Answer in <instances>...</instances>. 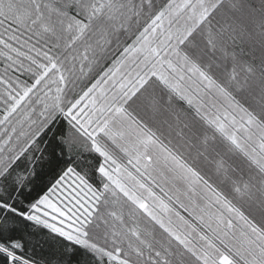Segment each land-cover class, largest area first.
<instances>
[{
    "label": "snow or ice",
    "instance_id": "1",
    "mask_svg": "<svg viewBox=\"0 0 264 264\" xmlns=\"http://www.w3.org/2000/svg\"><path fill=\"white\" fill-rule=\"evenodd\" d=\"M0 264H264V0H0Z\"/></svg>",
    "mask_w": 264,
    "mask_h": 264
},
{
    "label": "rangeland",
    "instance_id": "2",
    "mask_svg": "<svg viewBox=\"0 0 264 264\" xmlns=\"http://www.w3.org/2000/svg\"><path fill=\"white\" fill-rule=\"evenodd\" d=\"M228 9H224V10H222V14L223 15H225V16H230V15H233L234 13H231L229 10L227 11ZM197 147L198 146H194V149H195V154H196V151H197ZM191 153H192V155H194V153H193V149L191 150ZM211 160H212V157L210 156L209 157V160L208 161H204V160H202L201 161V164H200V167L203 169V171L204 172H206V173H208L209 175H213V174H211L210 173V171L206 168V167H208L209 168V166H207V165H204V167H203V164L205 163V162H209L213 167H214V164L211 162ZM229 163H231V161H229ZM212 167V168H213ZM214 169V168H213ZM235 174V173H234ZM233 174V175H234ZM235 176V175H234ZM215 178V177H214ZM180 190H181V192L182 193H187V189H186V187L185 186H180ZM182 198H185L186 199V197H182ZM212 211H215V209H212Z\"/></svg>",
    "mask_w": 264,
    "mask_h": 264
},
{
    "label": "trees",
    "instance_id": "3",
    "mask_svg": "<svg viewBox=\"0 0 264 264\" xmlns=\"http://www.w3.org/2000/svg\"><path fill=\"white\" fill-rule=\"evenodd\" d=\"M155 2H156V5H157V7H160V6H162L163 4H165V3H167V0H155ZM227 9V7L225 8V10ZM222 10H224V9H222ZM228 11V10H227ZM223 15V14H222ZM223 16H225V15H223ZM225 17H227V16H225ZM193 149V153H194V155H195V149H194V147H192L191 148V150ZM193 155V156H194ZM203 159L201 158V161H202ZM200 164H201V162H200ZM204 165H207V166H209V168L208 167H206L209 171H210V173L211 174H213L214 173V167L209 163V162H205L204 164H203V167H204ZM213 167V168H212ZM234 175H237V174H234Z\"/></svg>",
    "mask_w": 264,
    "mask_h": 264
}]
</instances>
